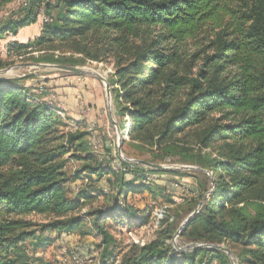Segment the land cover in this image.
I'll list each match as a JSON object with an SVG mask.
<instances>
[{
  "label": "trees",
  "instance_id": "obj_1",
  "mask_svg": "<svg viewBox=\"0 0 264 264\" xmlns=\"http://www.w3.org/2000/svg\"><path fill=\"white\" fill-rule=\"evenodd\" d=\"M14 1L0 0V14ZM36 24L38 37L8 43L0 70L24 56L66 67L112 61L107 82L128 139L122 149L145 156L141 162L206 172L190 214L206 201L180 234L192 251L174 250L167 219L155 240L133 245L121 264H264V0H29L23 17L0 21V41ZM203 35L212 54L194 73L184 47ZM17 82L0 80V264H27L29 240L36 248L48 244L36 227L66 240L97 237L100 263L115 264L113 226L151 223L134 195L170 201L161 175L180 172L141 163L110 167L87 127L61 118L45 94L34 98ZM72 163L80 165L70 174ZM86 176L99 193L109 187L115 196L84 218L79 214L93 197L71 187ZM31 216L46 222L36 225ZM208 245L230 250L232 260Z\"/></svg>",
  "mask_w": 264,
  "mask_h": 264
},
{
  "label": "rangeland",
  "instance_id": "obj_2",
  "mask_svg": "<svg viewBox=\"0 0 264 264\" xmlns=\"http://www.w3.org/2000/svg\"><path fill=\"white\" fill-rule=\"evenodd\" d=\"M28 1L29 0H15L0 14V21L9 18L17 20L23 17ZM40 19H43V16H41ZM11 38L12 37L10 36L9 39H7V42L0 41V53L2 58H6L7 53L5 52L3 54V52L4 50L6 51L8 43L12 42ZM209 46L210 40L206 38L205 35L200 36L196 40L190 41L185 45L184 51L186 56L189 57V61L193 62L192 66L194 67V73L199 69L203 57L212 54V51L208 48ZM9 61L13 62L14 65L4 69L7 70V72L0 75V80L18 81L16 84L26 86V88L29 89L30 95L37 99L43 97V95L40 94V87H42L49 95L48 103H52L54 106L58 103L53 102L56 101V98L54 99L51 96L60 98L61 89L67 87L77 88L78 85H81L79 84L80 80L77 78L78 76L76 74L58 71L47 67H36L34 66V62L30 61L28 56L22 58L13 57L9 59ZM85 68L91 74L81 76V78H85L84 85H81L84 97L88 102L94 103L93 107L95 109H101L102 112L101 117H99L101 118V127L97 122H92L90 126L87 125L86 122H80L81 129H84L85 127H87V129H92L90 132L92 133L90 141L92 147H94V151L98 156L100 155V159L103 160L105 164L110 165V167H113L114 169H118L117 162H119V159H122V157L139 161L144 160L146 158L145 156L134 154L129 146L124 147V149L121 150V153L118 151V134L111 118L116 123H118V120L115 116L112 101L108 102L106 97L103 82L94 75L100 74L103 78L108 80L109 76L112 75V61L93 63ZM104 128L109 129V136L107 135L106 139L103 138ZM100 138L102 139L100 140ZM124 139L126 138L123 136V140ZM127 140L128 139H126V141ZM108 154H111L112 156H109ZM79 165V163L70 164L68 167V173L72 174ZM164 166L170 169V171L180 172L176 175H161L162 183L159 187L165 189V194L168 195L166 197H169L167 199H170V201H163L162 198L164 196L154 201L148 193L135 194L133 197L134 206L141 212L145 210L148 211L152 217L151 223L147 226L141 227L138 222L135 221L132 222L135 225L132 229L121 225H114L112 228V233L119 244L118 252L120 257L117 260L118 264H121V258L130 251L133 245L138 244L140 246L149 243L155 240L161 231H164L167 224L159 229H156L154 224V213L157 209H161V207L164 206H174L171 211V216L174 218L173 222H171V230H174L175 232L170 242L174 250L179 253H185L190 252L193 249V246L183 240L180 237V234L177 236V233L181 230L185 220L191 215L190 209L198 199V192L201 191L199 185L200 183L206 182V178L203 177L205 173L198 169H185L184 167L188 165L183 164L171 163ZM126 179L127 181H130L132 177L127 175ZM99 188L98 185L95 186L93 184L83 188V190L90 191L93 200L89 201L87 206L82 209L79 214L80 216L86 218L88 212H92L97 208H107L112 203L115 195L113 194L109 196L99 193ZM108 189L110 192L113 190L109 187ZM70 192V197L72 199L75 198L76 195L73 194L72 189ZM28 221L36 223V225H41L46 222L45 218L40 216H31L28 218ZM34 230L37 231V236L48 244L36 248L32 247V242L30 240L27 241L24 247V252L29 257L26 261L27 264H74V261L71 259L72 255H78L83 261H85L84 264L100 263L99 255L101 249L98 247L100 245L99 238L91 236L83 239V237L75 234L71 239L66 240L55 233L42 232L39 227H36Z\"/></svg>",
  "mask_w": 264,
  "mask_h": 264
},
{
  "label": "crops",
  "instance_id": "obj_3",
  "mask_svg": "<svg viewBox=\"0 0 264 264\" xmlns=\"http://www.w3.org/2000/svg\"><path fill=\"white\" fill-rule=\"evenodd\" d=\"M40 27L39 25H33L28 28L22 29L17 37H12L11 41H18L20 43H27L30 40H33L34 38L38 37L40 35ZM9 39V38H8ZM7 42V40H6ZM82 86L85 83V78L79 79ZM81 85H78L77 88H63L61 89V95L60 98L51 96L52 98H56V102L58 103L56 106H58L65 116L67 118L72 119L73 121L77 122H86L87 125H91L92 122H97L99 126L101 127V109H95L93 107L94 103L88 102L84 97V92L81 89ZM80 86V87H79ZM26 88V86H23ZM49 95L46 93L45 97L43 98L46 102H48ZM53 99V100H54ZM51 100V99H50ZM51 103V102H50ZM52 104V103H51ZM90 131H92L91 128H89ZM108 128H104L103 132V138L106 139V136H109ZM102 138H100L101 140ZM161 182V181H160ZM159 183V182H158ZM73 186V185H72ZM74 189V187H71ZM73 236L70 237V239ZM63 238V236H62ZM84 239V238H83Z\"/></svg>",
  "mask_w": 264,
  "mask_h": 264
},
{
  "label": "water",
  "instance_id": "obj_4",
  "mask_svg": "<svg viewBox=\"0 0 264 264\" xmlns=\"http://www.w3.org/2000/svg\"><path fill=\"white\" fill-rule=\"evenodd\" d=\"M34 66L36 67H47V68H51V69H55L58 71H63V72H68V73H73L76 75H90L91 73L88 72V70L85 67H66V66H57V65H47V64H34ZM7 72V70H0V75L1 74H5ZM99 80H101L104 84L105 87V92H106V97L108 99V102L112 101V96H111V88L107 82V80L105 78H103L100 74H94ZM111 121L113 123V125L116 127L117 130V134H118V151L119 153H121L122 150V144H123V133L120 130V127L118 125V123H116L112 118ZM139 163H141L142 165L151 168V169H157V170H170L167 167H165L164 165H154V164H150V163H146V162H141L138 161ZM185 169H198V168H193L191 166H185ZM201 170V169H198ZM203 171V170H201ZM205 172V171H203ZM206 173V172H205ZM212 185H214V181L212 180ZM206 198L199 204V206L197 207V209L185 220V222L183 223L181 230L179 231V233H177V236L179 234H181V232L186 228V226L191 222V220L200 212L204 202L206 201ZM196 247H203V245H196ZM210 248H214L217 250H220L224 253H226V255L232 260V253L230 250L226 249L223 246H207ZM234 264V263H233Z\"/></svg>",
  "mask_w": 264,
  "mask_h": 264
},
{
  "label": "built area",
  "instance_id": "obj_5",
  "mask_svg": "<svg viewBox=\"0 0 264 264\" xmlns=\"http://www.w3.org/2000/svg\"><path fill=\"white\" fill-rule=\"evenodd\" d=\"M41 16H43V21L44 22H48L49 19L43 14V12L41 11ZM7 48V46H6ZM7 53V49L6 51L4 50L3 54L4 53ZM0 57H2L1 53H0ZM81 76H78L77 78L80 79ZM40 94H46V91L44 90V88L40 87ZM60 117L65 119L66 116L63 112H60L59 113ZM125 138H127V135L125 136ZM96 153V152H95ZM97 154V153H96ZM98 155V154H97ZM109 156H112L111 154H108ZM100 156V155H99ZM120 161L117 162L118 164V170H122V163H126L128 164L129 166L133 167V166H136V165H139V162L135 159H130V158H123L122 159H119ZM150 179H148V181H150ZM90 183V178L89 177H84L82 179V181L79 182V185H77L75 188V190L77 192L81 191L85 186H87L88 184ZM103 194L105 195H110V191L109 189H104L103 190ZM123 203H121L122 205ZM174 206L172 205H169V206H164V207H161V209H157V211L154 213V224H155V227L156 229H159L161 228V224L163 221L169 219L170 222H173L174 218L171 216V211L173 210ZM145 245V244H144ZM144 245H140V246H144ZM71 259L74 261V264H84L85 261H83L78 255H72ZM118 260V259H117ZM98 264H101V263H98ZM115 264H118V261H115Z\"/></svg>",
  "mask_w": 264,
  "mask_h": 264
}]
</instances>
